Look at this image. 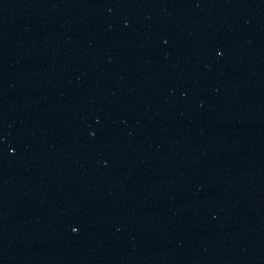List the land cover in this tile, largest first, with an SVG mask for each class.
Instances as JSON below:
<instances>
[{
  "label": "water",
  "instance_id": "95a60500",
  "mask_svg": "<svg viewBox=\"0 0 264 264\" xmlns=\"http://www.w3.org/2000/svg\"><path fill=\"white\" fill-rule=\"evenodd\" d=\"M0 264H264V0H0Z\"/></svg>",
  "mask_w": 264,
  "mask_h": 264
}]
</instances>
